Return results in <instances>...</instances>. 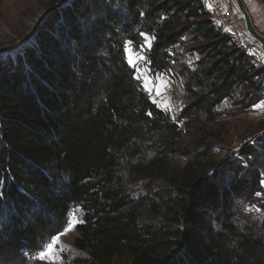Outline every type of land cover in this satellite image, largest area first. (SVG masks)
<instances>
[{"label":"trees","instance_id":"obj_1","mask_svg":"<svg viewBox=\"0 0 264 264\" xmlns=\"http://www.w3.org/2000/svg\"><path fill=\"white\" fill-rule=\"evenodd\" d=\"M145 35L151 70L186 77L182 118L214 115L238 91L249 106L264 98V62L206 0L52 9L22 53L0 56V264H23L76 209L74 245L88 258L68 264H264V218L241 208L264 200V138L240 152L250 160L213 172L204 154L187 152L159 223L137 201L135 183L171 172L185 135L127 60V45L140 48ZM181 46L198 55L195 70L181 62Z\"/></svg>","mask_w":264,"mask_h":264},{"label":"rangeland","instance_id":"obj_2","mask_svg":"<svg viewBox=\"0 0 264 264\" xmlns=\"http://www.w3.org/2000/svg\"><path fill=\"white\" fill-rule=\"evenodd\" d=\"M69 1L0 0V56L14 57L22 53V47L29 44L36 29L49 12ZM206 1L208 3V0ZM230 1L234 4L244 25L242 15L234 0ZM244 1L252 13L256 28L264 34V0ZM146 36L151 40V46L149 47L145 41L140 48L128 44L126 47L127 60L134 62L129 64L134 68L136 77L149 93L152 101L166 110L172 120L176 121L185 131V135L179 141L184 153L171 159V172L158 179L139 180L133 187L137 201L146 207L149 218L159 223L163 220L161 218L163 206L173 197L168 183L169 177L180 173L175 170L185 164L188 159L187 152H193L196 155L204 154V163L209 172L215 171L223 162L236 164L250 160L247 156H241L240 152L249 145L254 147L260 144L264 138V106H261L264 105V98L257 104L249 106L241 103L242 95L238 91L233 98L226 99L218 105L214 115L208 116L200 113L192 118H182L183 110L190 103V96L186 90V77L183 74L180 75L181 73L175 76L151 70L147 54L152 47V39L148 35H145V39ZM247 45L255 56V60L259 63L264 62V49L261 45L252 37L247 41ZM186 50L187 47L178 48V51L182 53L181 62H184L185 66L191 70H195L199 57ZM138 57H144V59H137ZM157 206L159 207L158 212L151 210ZM241 208L247 215V219L262 220L264 218V200L260 197L249 200ZM73 219L81 221L82 212L78 209L73 210L69 222ZM77 224L61 236L60 244L65 251L61 253L64 259L59 264H68L77 258H88L87 252L78 250L74 245L78 235ZM14 257L16 261L18 256ZM32 257L25 254L23 264H49L48 261Z\"/></svg>","mask_w":264,"mask_h":264},{"label":"built area","instance_id":"obj_3","mask_svg":"<svg viewBox=\"0 0 264 264\" xmlns=\"http://www.w3.org/2000/svg\"><path fill=\"white\" fill-rule=\"evenodd\" d=\"M208 4L212 17L222 24L239 44H245L250 40L241 17L230 0H208Z\"/></svg>","mask_w":264,"mask_h":264},{"label":"snow or ice","instance_id":"obj_4","mask_svg":"<svg viewBox=\"0 0 264 264\" xmlns=\"http://www.w3.org/2000/svg\"><path fill=\"white\" fill-rule=\"evenodd\" d=\"M145 43L149 47L151 46V40L147 36L145 39ZM137 59H144V57H138ZM129 63H134V62L132 60H129ZM80 222L81 221L75 219L71 220L70 222H66L67 227L63 230V232H58L57 235L51 236L47 242L42 243L38 247L37 252L33 255L32 258L41 261H48L49 264H59V262L63 261L64 259L61 253L65 251V248L60 244L61 236L66 234L68 231L72 230L75 227V225Z\"/></svg>","mask_w":264,"mask_h":264},{"label":"water","instance_id":"obj_5","mask_svg":"<svg viewBox=\"0 0 264 264\" xmlns=\"http://www.w3.org/2000/svg\"><path fill=\"white\" fill-rule=\"evenodd\" d=\"M239 12L242 15L245 29L250 37L261 45L264 49V34L261 33L255 26L254 19L244 0H234Z\"/></svg>","mask_w":264,"mask_h":264},{"label":"crops","instance_id":"obj_6","mask_svg":"<svg viewBox=\"0 0 264 264\" xmlns=\"http://www.w3.org/2000/svg\"><path fill=\"white\" fill-rule=\"evenodd\" d=\"M209 7H210V5H209ZM250 14L252 15V13L250 12Z\"/></svg>","mask_w":264,"mask_h":264}]
</instances>
